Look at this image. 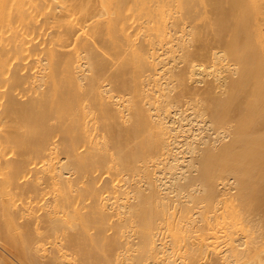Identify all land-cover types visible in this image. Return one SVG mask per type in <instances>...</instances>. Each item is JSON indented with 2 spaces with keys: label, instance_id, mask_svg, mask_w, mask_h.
Wrapping results in <instances>:
<instances>
[{
  "label": "bare ground",
  "instance_id": "bare-ground-1",
  "mask_svg": "<svg viewBox=\"0 0 264 264\" xmlns=\"http://www.w3.org/2000/svg\"><path fill=\"white\" fill-rule=\"evenodd\" d=\"M0 264H264V0H0Z\"/></svg>",
  "mask_w": 264,
  "mask_h": 264
}]
</instances>
